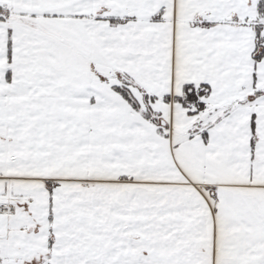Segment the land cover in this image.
<instances>
[{
    "label": "snow or ice",
    "instance_id": "obj_1",
    "mask_svg": "<svg viewBox=\"0 0 264 264\" xmlns=\"http://www.w3.org/2000/svg\"><path fill=\"white\" fill-rule=\"evenodd\" d=\"M0 264H264V0H0Z\"/></svg>",
    "mask_w": 264,
    "mask_h": 264
}]
</instances>
